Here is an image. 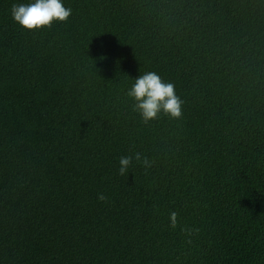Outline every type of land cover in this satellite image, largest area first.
Instances as JSON below:
<instances>
[{
  "label": "trees",
  "instance_id": "obj_1",
  "mask_svg": "<svg viewBox=\"0 0 264 264\" xmlns=\"http://www.w3.org/2000/svg\"><path fill=\"white\" fill-rule=\"evenodd\" d=\"M28 2L0 0V264H264V0H63L26 31ZM148 71L178 119L134 111Z\"/></svg>",
  "mask_w": 264,
  "mask_h": 264
},
{
  "label": "clouds",
  "instance_id": "obj_2",
  "mask_svg": "<svg viewBox=\"0 0 264 264\" xmlns=\"http://www.w3.org/2000/svg\"><path fill=\"white\" fill-rule=\"evenodd\" d=\"M9 14L19 28L35 31L49 27L53 22H65L71 15V9L64 6L63 0H29L28 3H14ZM126 94L133 101L134 111L145 123L160 114L172 119H178L182 114V101L176 94L175 84L164 81L154 71L138 76ZM132 159L130 156L119 159L121 175L127 171ZM135 159H140L139 154ZM170 220L174 223L175 213L171 214Z\"/></svg>",
  "mask_w": 264,
  "mask_h": 264
}]
</instances>
